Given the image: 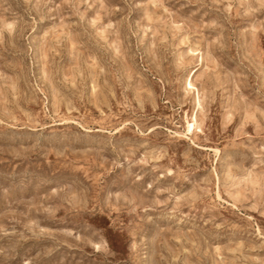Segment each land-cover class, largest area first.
<instances>
[{"label":"rangeland","instance_id":"obj_1","mask_svg":"<svg viewBox=\"0 0 264 264\" xmlns=\"http://www.w3.org/2000/svg\"><path fill=\"white\" fill-rule=\"evenodd\" d=\"M0 264H264V0H0Z\"/></svg>","mask_w":264,"mask_h":264},{"label":"bare ground","instance_id":"obj_2","mask_svg":"<svg viewBox=\"0 0 264 264\" xmlns=\"http://www.w3.org/2000/svg\"><path fill=\"white\" fill-rule=\"evenodd\" d=\"M193 126H190V128H192ZM193 134V133H192Z\"/></svg>","mask_w":264,"mask_h":264}]
</instances>
